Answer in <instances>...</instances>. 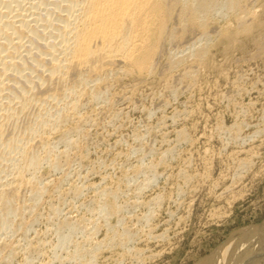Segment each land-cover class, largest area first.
<instances>
[{
	"label": "rangeland",
	"instance_id": "1",
	"mask_svg": "<svg viewBox=\"0 0 264 264\" xmlns=\"http://www.w3.org/2000/svg\"><path fill=\"white\" fill-rule=\"evenodd\" d=\"M247 5L246 32L212 11L208 35L166 45L150 75L113 74L44 133L23 173L40 194L0 216V264H212L264 226V0Z\"/></svg>",
	"mask_w": 264,
	"mask_h": 264
},
{
	"label": "bare ground",
	"instance_id": "2",
	"mask_svg": "<svg viewBox=\"0 0 264 264\" xmlns=\"http://www.w3.org/2000/svg\"><path fill=\"white\" fill-rule=\"evenodd\" d=\"M23 1L0 0V172L7 167L4 158L17 166L0 183V216L21 209L24 187L40 194L23 173L43 160L36 150L49 145L44 133L106 91L113 74H152L166 45L181 42L190 30L208 35L212 11L233 13L242 31L254 16L248 0ZM220 32L230 38L228 30ZM203 52L193 54L201 59ZM177 61L169 58L168 68ZM252 228L261 229L228 243L227 259L220 252L212 264H264V226Z\"/></svg>",
	"mask_w": 264,
	"mask_h": 264
}]
</instances>
